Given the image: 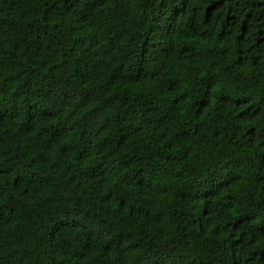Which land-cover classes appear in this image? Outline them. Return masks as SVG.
<instances>
[{
    "label": "trees",
    "instance_id": "trees-1",
    "mask_svg": "<svg viewBox=\"0 0 264 264\" xmlns=\"http://www.w3.org/2000/svg\"><path fill=\"white\" fill-rule=\"evenodd\" d=\"M0 264H264V0H0Z\"/></svg>",
    "mask_w": 264,
    "mask_h": 264
}]
</instances>
